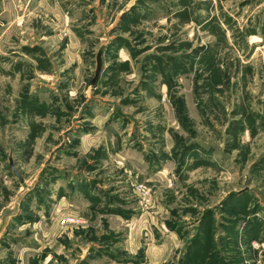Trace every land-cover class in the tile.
<instances>
[{
  "label": "rangeland",
  "instance_id": "obj_1",
  "mask_svg": "<svg viewBox=\"0 0 264 264\" xmlns=\"http://www.w3.org/2000/svg\"><path fill=\"white\" fill-rule=\"evenodd\" d=\"M154 259L264 264V0H0V264Z\"/></svg>",
  "mask_w": 264,
  "mask_h": 264
},
{
  "label": "built area",
  "instance_id": "obj_2",
  "mask_svg": "<svg viewBox=\"0 0 264 264\" xmlns=\"http://www.w3.org/2000/svg\"><path fill=\"white\" fill-rule=\"evenodd\" d=\"M84 220L75 215H66L61 218L60 224L64 227H77L83 225Z\"/></svg>",
  "mask_w": 264,
  "mask_h": 264
},
{
  "label": "crops",
  "instance_id": "obj_3",
  "mask_svg": "<svg viewBox=\"0 0 264 264\" xmlns=\"http://www.w3.org/2000/svg\"><path fill=\"white\" fill-rule=\"evenodd\" d=\"M154 260H155V259H154ZM151 261H152V260H151ZM151 261H150V262H151ZM152 263H153V264H157L156 260H155L154 262H152ZM142 264H146V263H142Z\"/></svg>",
  "mask_w": 264,
  "mask_h": 264
}]
</instances>
